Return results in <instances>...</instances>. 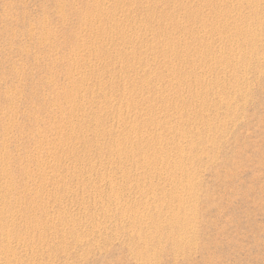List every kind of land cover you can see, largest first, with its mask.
<instances>
[{
	"label": "rangeland",
	"instance_id": "374dc122",
	"mask_svg": "<svg viewBox=\"0 0 264 264\" xmlns=\"http://www.w3.org/2000/svg\"><path fill=\"white\" fill-rule=\"evenodd\" d=\"M0 264H264V0H0Z\"/></svg>",
	"mask_w": 264,
	"mask_h": 264
},
{
	"label": "bare ground",
	"instance_id": "6f19581e",
	"mask_svg": "<svg viewBox=\"0 0 264 264\" xmlns=\"http://www.w3.org/2000/svg\"><path fill=\"white\" fill-rule=\"evenodd\" d=\"M175 48V47H174Z\"/></svg>",
	"mask_w": 264,
	"mask_h": 264
}]
</instances>
